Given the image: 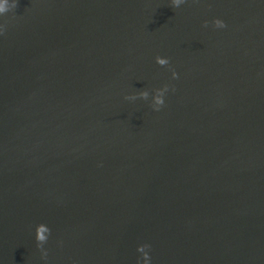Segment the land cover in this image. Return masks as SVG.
<instances>
[{"label": "water", "instance_id": "95a60500", "mask_svg": "<svg viewBox=\"0 0 264 264\" xmlns=\"http://www.w3.org/2000/svg\"><path fill=\"white\" fill-rule=\"evenodd\" d=\"M0 24V264H264V0Z\"/></svg>", "mask_w": 264, "mask_h": 264}, {"label": "clouds", "instance_id": "9594fccd", "mask_svg": "<svg viewBox=\"0 0 264 264\" xmlns=\"http://www.w3.org/2000/svg\"><path fill=\"white\" fill-rule=\"evenodd\" d=\"M174 3L179 4L180 0H174ZM16 4V0H0V15L5 13L6 11L12 9ZM213 25L216 27H223L224 22L218 18L213 19ZM4 25L0 24V32H3ZM38 240H43L44 237H37Z\"/></svg>", "mask_w": 264, "mask_h": 264}]
</instances>
